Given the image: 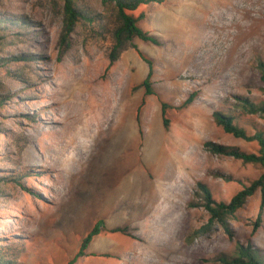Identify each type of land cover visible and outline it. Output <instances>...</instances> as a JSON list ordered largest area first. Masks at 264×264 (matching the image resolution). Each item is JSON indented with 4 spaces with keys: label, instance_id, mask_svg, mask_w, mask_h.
Instances as JSON below:
<instances>
[{
    "label": "rangeland",
    "instance_id": "374dc122",
    "mask_svg": "<svg viewBox=\"0 0 264 264\" xmlns=\"http://www.w3.org/2000/svg\"><path fill=\"white\" fill-rule=\"evenodd\" d=\"M81 3L96 15L108 12L101 0ZM63 4L0 0L1 258L8 264H68L102 221L101 233L76 264H223L221 260L236 257L239 245H252L264 260V215L254 231L262 193L227 218L230 237L221 223L209 225L201 189L206 187L215 202L229 203L264 173L259 164L216 155L206 147L213 142L259 152L257 142L225 133L214 113L231 117L250 136L264 134V117L247 113L242 102L264 105L258 69L264 62V0L142 5L133 14L145 15L139 25L160 44L137 38V49L124 52L113 65L111 14L104 28L80 25L62 54ZM139 51L154 65V95H145L142 84L149 65ZM191 94H196L194 101L176 109ZM90 97L102 127L93 120L91 137H80L74 145L71 156L77 161L67 168L84 177V183L74 187L73 174L60 165L65 156L60 158L55 147L68 137L72 117ZM125 98L132 105L135 157L129 167L133 186H128L133 198L124 209L119 205L125 197L121 192H111L104 201L107 187H116L112 173L117 167L105 165L108 150L99 143L108 135L115 138L117 129L111 128L116 115L124 112ZM163 102L172 107L168 128ZM108 106L110 113L104 112Z\"/></svg>",
    "mask_w": 264,
    "mask_h": 264
},
{
    "label": "trees",
    "instance_id": "16d2710c",
    "mask_svg": "<svg viewBox=\"0 0 264 264\" xmlns=\"http://www.w3.org/2000/svg\"><path fill=\"white\" fill-rule=\"evenodd\" d=\"M163 1L164 0H101L108 12H106V14L96 15L97 12L83 5L81 0H63L64 23L60 39V49L62 54L68 51V48L70 47V37L73 33L77 32V28L80 25H98L104 28L106 25L105 19L108 18L107 14H111V16L115 19V25L112 30L113 44L111 52L109 53L110 65H113L121 57V55L129 49H137V46L134 43L137 38L145 42H152L159 45L160 42L158 38L150 35L139 25V22L145 18V15L141 14L139 17H136L133 12L137 11L142 5L162 3ZM138 53L149 65L148 76L142 84L145 88V95H154L155 92L152 88L151 82L154 74V65L152 61L147 59L141 51ZM258 69L261 74V80L264 81V62H260ZM195 96L196 94H191L184 104L176 109L188 107L194 101ZM242 102L244 105L243 108L247 113L259 114L264 117V105H257L249 100H243ZM161 108L163 123L165 127L168 128L170 120L167 117V111L172 107L163 102L161 104ZM214 118L216 123L222 127L225 133L248 142H257L260 149L258 153H247L235 147H225L211 142L206 144L209 151L216 155H225L241 160L245 164H259L264 168V134L256 133L250 136L246 133V131L238 127L231 117L219 112L214 113ZM201 189L204 191L205 198L207 200L205 207L210 213L209 225H212L216 221L221 223L230 237L233 235L227 222V218L234 216L235 213L243 207L248 198L260 191L262 193V203L257 221L254 223V231H257L261 227L264 215V173L251 185L245 186L244 189L238 192L229 203H217L212 199V195L206 187L201 185ZM103 224L104 222L99 221L93 227V229L84 238L77 255L68 264H76L79 257L85 256V252L89 248L93 239L101 233V227ZM221 261L223 264H264L263 258L258 251L254 250L252 245H239L236 257L231 260L223 259ZM0 264L8 263L0 256Z\"/></svg>",
    "mask_w": 264,
    "mask_h": 264
},
{
    "label": "bare ground",
    "instance_id": "6f19581e",
    "mask_svg": "<svg viewBox=\"0 0 264 264\" xmlns=\"http://www.w3.org/2000/svg\"><path fill=\"white\" fill-rule=\"evenodd\" d=\"M82 78V79H81ZM81 79L82 81V84L86 85V86H89V83L88 81L84 80L83 77H79V80ZM94 82V81H93ZM92 83V82H91ZM111 92V91H110ZM113 93V92H112ZM124 94V93H123ZM107 96V95H106ZM93 97V96H92ZM109 97V96H108ZM107 97V98H108ZM111 97V95H110ZM109 97V98H110ZM128 97V96H127ZM81 99L82 97L80 98V102H81ZM113 99H114V96H113ZM138 99V98H137ZM126 103L124 104V112L120 113L119 115H116L117 117H115V115H113L115 117L114 121H113V125H112V128L111 130L113 129H117V133H116V136L115 138H112V139H108V136L106 139H99V140H102L101 142L102 143H99V146H101V144H103V142L105 143L106 146H103V147H107V150H108V164H105L108 166V168L110 169L111 168V165L112 166H115L117 167V172H113L112 175H114V185L113 186H116V187H111V188H108L107 187V191H108V195H104V201H107L108 200V197L110 196V194H112L111 192L117 194L118 196V192H121V194H125V197L122 201H119V205L122 207V208H127V203L128 201H130L132 198H133V195L131 194V191L129 192L128 190V186H133V182H132V179H131V174L129 172V167H130V163L131 161L133 160V158L135 157V153H134V150L132 148V144H131V133H130V123H131V100L128 98L126 99ZM135 100V99H134ZM92 101V98L90 97L88 100L80 103V108L78 109V111L76 112L77 114L74 115V117H72V120H71V124L69 125L70 126V132H69V135L68 137L65 139V140H62L61 142L57 143L55 147L57 150H59L60 152V158H62V156L64 157L65 156V159L64 160H61V166L62 168H64V170H62L63 172H65V169L66 170H69L68 172L69 173H72L71 168H67L69 167V163L74 160L75 163H76V157L75 155L71 156V152L73 151L74 149V145L77 144L78 142V138L80 137H86L87 139L91 136H89V132H91V127H93V120L95 121L96 120V123H98V127L99 129H101L102 125L101 123H99L100 119L99 117L96 115L97 114V110L91 105L93 102ZM94 101H95V98H94ZM120 101V100H119ZM117 103V102H116ZM96 103H94V106H95ZM105 104L109 105V99L105 100ZM112 104V103H111ZM118 104V103H117ZM120 104V103H119ZM98 107L100 106V104L98 103L97 104ZM112 106V105H111ZM117 106V105H116ZM112 108V107H111ZM113 108H116V107H113ZM106 109H109V106L108 108H105V111L104 112H109L110 113V110H106ZM96 110V111H95ZM114 111V109H112ZM111 110V111H112ZM112 111V112H113ZM118 111V110H117ZM111 112V113H112ZM74 113V112H72ZM106 113V114H107ZM103 114V113H102ZM115 114V113H114ZM87 115H90L89 118H87L86 116ZM108 115V114H107ZM110 115V114H109ZM71 116V115H69ZM73 116V115H72ZM112 116V115H111ZM113 117V118H114ZM70 118V117H69ZM107 121V120H106ZM110 121V120H109ZM107 123V122H106ZM101 125V127H100ZM105 125V124H103ZM104 127V126H103ZM100 131V130H99ZM111 132V131H110ZM94 133V132H92ZM108 133V132H107ZM104 135V133H103ZM93 138V137H92ZM95 138V137H94ZM94 138L92 140H94ZM97 138V137H96ZM84 139H82L83 141ZM88 141V140H87ZM91 142V141H90ZM88 142V143H90ZM96 143V142H95ZM84 144V143H83ZM82 144V145H83ZM80 147H81V142H80ZM78 145V146H79ZM88 145V144H86ZM85 145V146H86ZM98 145V144H97ZM90 146V145H89ZM88 147V146H87ZM91 147V146H90ZM89 147V148H90ZM82 148V147H81ZM92 148H93V145H92ZM95 148V147H94ZM99 148V147H98ZM102 148V147H101ZM71 150V151H70ZM75 150V149H74ZM82 150V149H81ZM80 150V151H81ZM89 150V149H88ZM100 150V149H99ZM103 150V149H102ZM77 151V149H76ZM95 151V150H94ZM98 151V149H97ZM90 152V151H88ZM93 152V151H91ZM96 152V151H95ZM93 152V153H95ZM66 153H69L68 154V157H67V154ZM73 153V152H72ZM75 153V152H74ZM78 153V152H76ZM100 153V152H99ZM79 154V153H78ZM77 154V155H78ZM81 154V153H80ZM79 154V155H80ZM82 155V154H81ZM94 155V154H92ZM102 155V154H101ZM95 156V155H94ZM80 157V156H78ZM77 157V159H79ZM93 157V156H92ZM106 157V156H105ZM75 158V159H74ZM91 158V157H90ZM94 158V157H93ZM104 158V156H103ZM107 158V157H106ZM59 160H57V164L59 165ZM73 161V162H74ZM90 161V160H89ZM92 161V160H91ZM105 161V160H104ZM86 162V161H85ZM83 163V162H82ZM89 163V162H88ZM73 164V163H71ZM70 164V165H71ZM103 164L102 163V168H103ZM59 165V166H60ZM80 165V164H79ZM83 165V164H82ZM90 165V164H89ZM88 165V166H89ZM100 165V164H99ZM84 166V165H83ZM98 166V165H97ZM99 167V166H98ZM77 168V166H76ZM87 168V167H86ZM100 168V169H102ZM107 168V167H106ZM99 170V169H98ZM89 171V170H87ZM97 171V170H96ZM100 171V170H99ZM98 171V172H99ZM67 172V173H68ZM74 172V171H73ZM78 173V171H76ZM83 172H84V169H83ZM97 172V173H98ZM103 172V170H102ZM101 172V173H102ZM110 172V171H109ZM86 173V172H84ZM95 173V172H94ZM72 181L70 182L72 186L75 187L76 184L80 185L82 183H84V177H80V175H76L75 173H72ZM87 174V173H86ZM68 176V174H65L64 176ZM71 175V174H70ZM99 175V174H98ZM101 175V174H100ZM84 176V175H83ZM110 176V175H109ZM107 176V178L109 177ZM80 177V178H79ZM95 177H97V174L95 175ZM100 177V176H99ZM98 177V178H99ZM69 178V177H68ZM67 178V180H68ZM97 178V179H98ZM106 178V181L108 182L109 180H107ZM94 179V177H93ZM66 180V178H65ZM70 180V179H69ZM90 180V179H89ZM95 181V180H94ZM100 181V179L98 180ZM104 181V180H103ZM111 181V180H110ZM99 183V182H97ZM68 184V183H67ZM96 184V182H95ZM104 185L105 184V181H104ZM77 186V185H76ZM83 186V185H82ZM81 186V187H82ZM85 186V184H84ZM73 188V187H72ZM77 188V187H76ZM74 189V188H73ZM83 191V190H82ZM78 192V191H77ZM135 195V194H134ZM127 201V202H126Z\"/></svg>",
    "mask_w": 264,
    "mask_h": 264
}]
</instances>
